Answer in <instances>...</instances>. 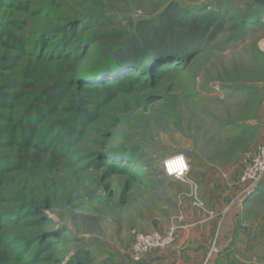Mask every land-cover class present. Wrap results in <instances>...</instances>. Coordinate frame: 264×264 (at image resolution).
<instances>
[{
	"label": "rangeland",
	"instance_id": "374dc122",
	"mask_svg": "<svg viewBox=\"0 0 264 264\" xmlns=\"http://www.w3.org/2000/svg\"><path fill=\"white\" fill-rule=\"evenodd\" d=\"M171 3L200 15L217 9L225 17V31L177 70L159 78H153L152 71L131 89L89 104L92 118L73 142L64 144L66 132L58 130L52 146L63 145L64 152L52 169L41 165L28 173L9 171V166L0 175V216L15 206L28 207L26 216L0 226L4 264H71L82 251L90 264H133L129 250L138 234L170 229L176 234L175 224L182 218L179 182L187 176L177 181L163 174V162L173 155H184L188 174L218 161L230 162L240 197L245 195L238 181L264 146V0H0L2 30L21 40L26 51L38 41L42 46L37 59L9 46L0 35V57H14L10 66L0 69V84L10 77L19 85L26 67L52 75L60 71L66 80H77L82 68H92L87 56L97 51L87 40L101 32H129L136 22L152 19ZM246 14L259 21L243 42L233 43ZM95 17L110 23L95 25ZM57 28L74 32L70 44L48 60L59 45L43 32ZM64 55L66 62L61 61ZM76 55L81 59L78 67L73 63ZM100 78L85 82L98 84ZM68 105L62 103L47 116L35 138L50 120L67 119ZM3 111L10 112L0 108ZM116 149L134 150L136 155L113 166L109 160ZM15 150L13 145L0 153ZM207 181L216 188L215 180ZM258 186L260 191L251 193L255 199L242 213L235 207L239 196L230 201L228 209L241 220L233 236L201 241V264H264V180ZM48 241L38 254L37 248ZM177 247L175 237L166 248L149 251L144 261Z\"/></svg>",
	"mask_w": 264,
	"mask_h": 264
},
{
	"label": "trees",
	"instance_id": "16d2710c",
	"mask_svg": "<svg viewBox=\"0 0 264 264\" xmlns=\"http://www.w3.org/2000/svg\"><path fill=\"white\" fill-rule=\"evenodd\" d=\"M6 2L2 1V4L7 5ZM193 10L189 11L176 3H171L152 19L136 22L129 32L119 34L116 31H109L95 34L91 40H87L90 46L97 47L96 52L87 56L89 65L93 66L82 68L78 74L79 80L68 81L67 75L60 71L52 75L47 74L44 69L35 72L30 67L23 70L19 85L15 86L10 77L4 79L0 84V108L8 109L10 112H0V150L13 145L16 150L14 153H0V175L7 173L9 166L11 169L9 171L19 170L28 173L34 172L41 165L52 169L58 164L59 156L64 152L63 145L52 146L58 130L66 132L64 144L73 142L79 128L84 126L88 118H92L93 113L87 107L89 104H95L100 100L108 101L116 93L131 89L135 82L146 79V75H150L152 71H155L152 74L153 78H159L168 71H175L178 66L188 63L191 57L202 53L205 46L213 43L225 31L226 20L217 9L208 10L205 15ZM247 16L246 14L241 19L238 33L232 39L233 43L243 42L251 26L259 21L255 15ZM92 21L95 25L110 23V20L104 17H95ZM2 29L5 28L0 23V35L5 37L9 46L37 59L41 57L40 41L37 46L35 43L26 51L21 40L12 37L8 30ZM73 32L74 30L66 28L43 32L45 36H52L56 40V45H59L50 51L48 60L52 55L58 56L59 50L70 44ZM73 48L74 53L77 52L76 47ZM62 57L61 61L67 59L65 55ZM13 60L14 57L11 56L0 57V69L10 66ZM80 61L76 55L73 63L78 67ZM70 71L74 72L75 67ZM122 73L124 76L117 77ZM107 77L109 80H106ZM127 77L129 79H125ZM95 78H100V84L85 82ZM64 102L69 104L67 119L50 120L42 130L41 136L35 138L34 134L45 118L56 113ZM234 129L237 130V127ZM125 151L116 149L111 154L115 156L109 160L113 166L119 159L126 161L125 159H132L136 155L134 150L128 151L129 153ZM260 188L261 186H258L255 192H259ZM27 208L21 205L4 211L0 216V226L5 227L8 220L20 215L26 216L24 212ZM49 244L50 241L43 243L42 247L37 248V253H41L42 248H47ZM6 262L7 255L0 247V263ZM71 264H90L88 254L85 251L78 252Z\"/></svg>",
	"mask_w": 264,
	"mask_h": 264
},
{
	"label": "crops",
	"instance_id": "0c3cea01",
	"mask_svg": "<svg viewBox=\"0 0 264 264\" xmlns=\"http://www.w3.org/2000/svg\"><path fill=\"white\" fill-rule=\"evenodd\" d=\"M261 19L264 31V15ZM210 166L212 168L194 169L184 182H179L178 207L182 218L175 224V237L180 247L151 254L141 264H201V241L213 236L226 239L234 235V225L241 219L233 214V208L228 209L230 201L239 196L235 207L242 213L254 201L255 195L240 197V186L233 181L235 173L230 162L218 161ZM207 178L215 180L216 188L212 184L209 186ZM179 258H184L185 263Z\"/></svg>",
	"mask_w": 264,
	"mask_h": 264
},
{
	"label": "built area",
	"instance_id": "2783aa9c",
	"mask_svg": "<svg viewBox=\"0 0 264 264\" xmlns=\"http://www.w3.org/2000/svg\"><path fill=\"white\" fill-rule=\"evenodd\" d=\"M174 156L175 155L171 157ZM165 161L163 162L164 176L177 181H184L185 177L188 174L189 167L186 172H183L179 175L175 173L169 174L165 167ZM263 180H264V146L258 148L255 156L249 161V163L245 167L239 179V182L242 185L244 194L248 196L251 195V193L257 189L258 185ZM174 238H175L174 229H170L165 233L152 232L147 234H138L135 237L134 242L132 243L129 250L131 263L141 264L144 261L145 257L147 256V254L149 253V251L154 249L166 248L167 246L173 243Z\"/></svg>",
	"mask_w": 264,
	"mask_h": 264
},
{
	"label": "clouds",
	"instance_id": "9594fccd",
	"mask_svg": "<svg viewBox=\"0 0 264 264\" xmlns=\"http://www.w3.org/2000/svg\"><path fill=\"white\" fill-rule=\"evenodd\" d=\"M165 167L169 174L175 173L179 175L187 171L188 164L185 160L184 155L181 153L167 159L165 161Z\"/></svg>",
	"mask_w": 264,
	"mask_h": 264
}]
</instances>
